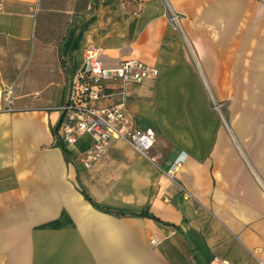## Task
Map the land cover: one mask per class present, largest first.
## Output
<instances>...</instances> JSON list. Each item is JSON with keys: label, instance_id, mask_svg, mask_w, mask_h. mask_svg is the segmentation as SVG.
Listing matches in <instances>:
<instances>
[{"label": "crops", "instance_id": "0c3cea01", "mask_svg": "<svg viewBox=\"0 0 264 264\" xmlns=\"http://www.w3.org/2000/svg\"><path fill=\"white\" fill-rule=\"evenodd\" d=\"M263 27L264 0H0V264H264V140L209 116L198 75L230 71ZM87 44L158 68L93 101H124L156 163L122 139L89 168V135L71 162L56 145Z\"/></svg>", "mask_w": 264, "mask_h": 264}, {"label": "built area", "instance_id": "2783aa9c", "mask_svg": "<svg viewBox=\"0 0 264 264\" xmlns=\"http://www.w3.org/2000/svg\"><path fill=\"white\" fill-rule=\"evenodd\" d=\"M174 15L172 18H175ZM158 68L137 58H123L115 66L104 65L101 48L87 44L83 62L73 79L65 102L56 108L61 112L58 135L71 152L78 139L89 135L93 143L81 157L84 167H91L115 139L128 142L140 155L156 163L159 153H151L155 134L151 129L139 128L124 101L97 105L93 101L106 97L113 91H123L128 82H143L155 77ZM3 99L12 105V89L4 90ZM153 243L156 239H151ZM224 264H232L224 261Z\"/></svg>", "mask_w": 264, "mask_h": 264}, {"label": "rangeland", "instance_id": "374dc122", "mask_svg": "<svg viewBox=\"0 0 264 264\" xmlns=\"http://www.w3.org/2000/svg\"><path fill=\"white\" fill-rule=\"evenodd\" d=\"M187 44L191 50L190 43ZM242 44L244 47L240 50V56L227 57L230 71L210 74L216 80L218 75L224 77L220 87H217L214 79L207 81L206 74L198 75L208 95L209 116H217L221 127L231 134L240 130L245 135L236 139L250 143L253 139L264 140L260 136L264 135V27L255 40L243 41ZM193 59L199 67V58L194 54ZM203 107L205 112V105L195 106V112L202 111ZM250 131L258 136H250ZM65 155L67 162H71L70 155Z\"/></svg>", "mask_w": 264, "mask_h": 264}, {"label": "trees", "instance_id": "16d2710c", "mask_svg": "<svg viewBox=\"0 0 264 264\" xmlns=\"http://www.w3.org/2000/svg\"><path fill=\"white\" fill-rule=\"evenodd\" d=\"M58 129H59V122L55 126L52 127V133L55 137V143H56V145H58L62 148L64 153L70 154L71 153L70 150L64 146V144L61 142V140L59 138ZM80 188H81V191H82L83 195L85 196V198L87 200H89L95 207L104 209L103 206H101L99 203H97L95 200H93V198L89 195V193L87 192L86 188L83 185H80ZM140 215L141 216L155 217L153 214H149L147 211H143L142 213H140Z\"/></svg>", "mask_w": 264, "mask_h": 264}]
</instances>
